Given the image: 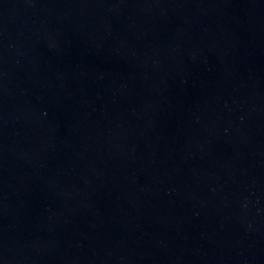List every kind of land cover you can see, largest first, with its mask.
I'll list each match as a JSON object with an SVG mask.
<instances>
[{"label": "water", "instance_id": "water-1", "mask_svg": "<svg viewBox=\"0 0 264 264\" xmlns=\"http://www.w3.org/2000/svg\"><path fill=\"white\" fill-rule=\"evenodd\" d=\"M0 264H264V0H0Z\"/></svg>", "mask_w": 264, "mask_h": 264}]
</instances>
